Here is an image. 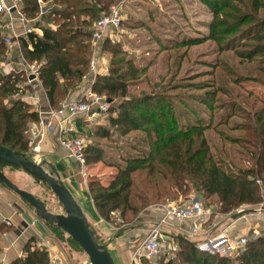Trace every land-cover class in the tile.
<instances>
[{"label":"trees","instance_id":"1","mask_svg":"<svg viewBox=\"0 0 264 264\" xmlns=\"http://www.w3.org/2000/svg\"><path fill=\"white\" fill-rule=\"evenodd\" d=\"M200 1L210 12L205 39L215 44V53L231 52L239 66H252L248 67L249 73L238 75L237 67L219 59L211 63V89L201 95L200 102L212 111V118L206 124L197 122L183 127L178 124L173 103L178 97L169 94L180 85L162 83L152 87L149 93L129 95L128 88L140 80L144 68L135 65L122 51L123 56L110 61L107 74L92 79V92L112 101L107 110L108 126H98L100 133L95 131L94 135L125 143L135 152L119 155L120 160L116 161L105 159L98 144L86 145L85 164L100 162L112 169L109 179L96 175L88 179L91 199L106 221L114 222L113 212H119L123 218L126 211H136L131 201L133 174L143 170H147L146 176L156 189V197L186 196L194 189L201 192L198 196L206 205L214 203L223 214L264 201V188L258 183V180L264 183V95H261L264 89L259 94L244 90L243 85L253 82L264 88V0ZM114 2L116 0H42L47 10L40 15L38 0H21L20 11L25 20L32 22L39 16L52 26H42L41 35L31 32L19 38L23 58L28 65H37V77L52 108H57L66 99L67 91L75 89L87 75L92 27ZM200 40L189 39L181 44H196ZM107 41L103 46L106 47ZM118 51L113 49L111 53L116 55ZM7 52L5 34L0 32V63ZM218 69L228 76L230 84L244 91L246 100L239 101L241 93L234 95L232 89L225 88L224 80L217 77ZM28 80L27 68L9 73L0 71V145L23 154L29 149L28 126L39 120V114L20 97L23 89L31 86ZM206 86L200 85L201 88ZM220 95L224 98L219 99ZM215 109L221 112L226 109V118L214 122ZM231 116L240 117L241 121L229 126L227 117ZM219 124L242 133L225 139L241 148L239 160L247 165L229 171L215 157L205 130L210 127L215 130ZM133 132H137L142 145L129 143ZM52 228H56L55 225ZM175 240L179 243L175 256L160 259L156 264H264V231L248 240L245 251L235 257L201 251L195 241L183 236L175 235ZM13 264H49L48 253L38 248L27 249L26 256Z\"/></svg>","mask_w":264,"mask_h":264},{"label":"rangeland","instance_id":"2","mask_svg":"<svg viewBox=\"0 0 264 264\" xmlns=\"http://www.w3.org/2000/svg\"><path fill=\"white\" fill-rule=\"evenodd\" d=\"M44 4L42 3L41 5ZM46 9L47 7L45 10ZM122 9L123 19L120 27L114 32L103 36L95 46L92 43L90 44L92 47L90 60L93 56L94 48H97V53L103 51L102 54L107 61L106 64L108 68L112 59H118L123 56V54H121L122 51L125 53L124 55L126 57L134 61L135 65L144 68V72L139 75L140 80L136 82L134 86L128 88L129 95L137 96L141 92L149 93L152 87L160 86L162 83L171 82L172 84L180 85L177 89L169 91V94L171 93L178 97L173 99V103L179 126L183 127L196 124L197 122L205 124L209 122L212 118V111L208 109L205 104L200 102V98L201 95L204 96L206 90L211 89L210 83L212 81V76L210 72L212 71V67L210 64L214 63L216 59H219L221 62H225L235 69L237 67L238 70L236 73L238 75L249 73L248 67L252 65L242 64V66H239L237 64L239 63L238 59L231 52L226 54L221 53L220 55L215 53V44L211 40L205 39L208 33V23L211 19L207 6L200 0H129ZM189 39L201 40L196 44H181L183 41L185 42ZM105 40H108L106 47L103 46ZM113 49L114 51L119 50V54H112L111 52ZM216 74L217 77L220 76L224 80L226 89H232L234 95L241 93L239 101L247 99L244 91L230 84L228 76L226 77L221 70L219 71L218 69ZM87 81L88 79H86V82ZM203 84L207 86L201 88L200 85ZM243 85L245 87L244 90H254L259 94H261L260 91L264 89L253 82L244 83ZM262 93L261 95H264V90ZM220 96L219 99L224 98V96ZM179 99L184 102H181ZM250 100H252V98H250ZM242 106L245 107V105ZM220 110L215 109L213 112L214 122L221 117L226 118L225 115L227 110L222 109V112ZM227 120H229L230 126L236 122H240L241 118L231 116L227 117ZM98 126L100 125L92 126L94 133L95 131H99L100 133ZM218 131H221L222 134H219ZM205 134L215 157L225 164L227 170L234 171L237 166L247 165L245 161L239 160L241 148L225 139L226 136L234 137L242 133L229 130L228 126L225 124H219L215 130H213L212 127L205 130ZM130 137L129 143L142 145L137 132H133ZM89 139L90 141L88 140L87 144H98L102 149V154L105 156V159L111 158L119 161V155L124 153H135L125 143H115L109 137L104 138L91 135ZM77 169L78 164L75 169V178L79 187L83 179L78 176ZM3 171L19 188L27 190L41 199L49 211L53 213H64L56 196L45 184L35 182L31 176H27L19 168L7 166L3 168ZM86 171L88 174L86 183L88 185V179L91 175L98 176L103 173L107 176L106 178L109 179V172L111 170L104 169L103 164L98 162L94 165L86 164ZM146 173L147 170H143L133 174L134 187L132 188L131 201L136 207V211H126L123 218L120 216L123 220L122 223L117 225L119 227L118 229L122 230L134 229L135 227L141 228V232L136 235L132 242L140 240L142 237V230L152 225V220H154L156 216L151 214L150 208H155L157 205L161 206L171 201H179L190 195H201V192L191 189L186 196L177 194L175 198L172 196L162 198L156 197V189L152 187ZM160 185L162 184L160 183ZM0 187L3 188L7 196L10 197L11 202L18 203L23 208L32 211L34 216L37 217L34 209L16 193L11 191L4 184H0ZM210 202H214V200L210 199ZM210 206L212 210L217 209L214 203ZM261 206V204L243 205L233 211L234 213L232 212L230 216L241 210H253L251 213L238 218L242 221H240L243 227L242 231H240V227H238V229L236 228L230 234L237 236L243 235L246 237L247 241L261 234L264 231V208H261ZM229 219L230 217H226V220ZM90 226L95 233V229L91 224ZM51 229L52 236L47 246L48 250H46L49 257V264H51V262H53L52 264L58 262L62 264H89L87 255L66 233L58 227ZM197 238L198 237H192L191 239L194 241L197 240ZM97 242L102 244L99 239H97ZM178 250L179 243L173 239L169 246H166L164 256H171L173 258ZM218 253L222 255L223 252L221 251ZM162 258L164 259V257ZM157 262H159V260H153L151 264H156ZM143 264H149V261L144 259Z\"/></svg>","mask_w":264,"mask_h":264},{"label":"crops","instance_id":"3","mask_svg":"<svg viewBox=\"0 0 264 264\" xmlns=\"http://www.w3.org/2000/svg\"><path fill=\"white\" fill-rule=\"evenodd\" d=\"M12 1L21 4V0H5V3L9 4ZM41 8L45 10V4L41 5ZM0 13V22L9 20L8 14L2 11V9H0ZM29 23L34 28V33L38 35L42 34V26L52 27L50 24L47 25L41 21L39 16ZM24 27L25 22H22L16 14L13 13L12 25L6 32L10 38V43L7 45V56L5 60L0 63V71L3 73L19 71L28 66L23 58L19 44V38L26 36L24 33ZM91 59L96 66L95 73L93 74L88 69V77L87 75L84 76L75 89L67 91V97L65 100H79L83 98L84 94L91 89V81L94 76L107 74V61L103 54L96 53ZM86 79H88L87 82ZM32 82L31 86L27 85L23 89L20 97L32 107L31 109L33 111L39 114V119H47L48 112L51 110L52 106L38 77ZM52 122L54 123L55 120ZM73 123L76 125L77 131L85 135L87 140L90 141L89 138L91 135H94V131L92 130L93 125H100L102 127L108 126L107 114H100L98 117L92 118L87 117V115H81L74 118ZM30 126L31 125L29 124L28 128ZM40 146L41 150L38 154L41 159L40 162L45 161L46 165H44V167L49 171L50 168L48 165L54 167L55 176L69 189L88 222L95 229L96 238L101 241V245H103L110 253L114 264H129L133 246L137 240L134 242L132 241L135 239L136 235L141 232V228L135 227L134 229L128 230L117 229L111 222L101 218L91 199L87 183L81 181V184L78 187L75 178L77 163L69 157L66 151L61 147L57 134L46 133L42 138ZM29 150L30 147L26 152V155L28 156ZM103 167L104 169L111 170L109 173H112L111 168H107L106 166ZM21 171L24 172L23 170ZM26 175L30 176L28 174ZM98 176L103 178L107 177L103 173ZM150 210L151 214L156 216L154 220L162 214V208L159 205L155 208H150ZM5 219H8L10 224H7ZM240 221L241 219H223L217 226L216 230H213L211 234H216L222 231L225 234H230L236 228L238 229V227H240L239 230L242 231V221ZM51 228L52 225L35 217L32 211L23 208L18 203L11 202L10 197H8L3 188L0 187V264H13L15 260L26 256L27 249L33 250L38 248L46 251L47 249L44 245L50 243V237L52 236ZM147 229L142 230V237L145 235ZM174 230L177 229L175 228ZM191 238L192 237H189V239ZM199 239L201 240L202 237L198 238V241ZM216 241L217 240H215V242ZM209 247H212V244L211 246L209 245ZM52 263L53 262H51V264Z\"/></svg>","mask_w":264,"mask_h":264},{"label":"built area","instance_id":"4","mask_svg":"<svg viewBox=\"0 0 264 264\" xmlns=\"http://www.w3.org/2000/svg\"><path fill=\"white\" fill-rule=\"evenodd\" d=\"M38 1L42 3V0ZM128 2L129 0H116L108 11L102 13L95 21L92 27V43L94 46L103 36L114 32L120 27L123 19L122 7ZM0 9L7 13L9 17L8 21L0 22V32L5 34L7 45L10 43V38L6 32L12 25L13 13L22 22H25V34L34 32L32 25L23 17L18 2L12 1L7 4L5 0H0ZM45 11L41 9L39 14L41 15ZM96 49L94 48L93 55L97 53ZM27 69L29 71L28 83L31 84L37 78L38 67L32 64L28 65ZM89 70L93 74L96 70L92 59L89 64ZM108 106L109 103H107L105 97L92 92L91 89L79 100L62 101L57 108L49 110L47 119H39L28 128L26 133L30 150L29 156H27L31 159L34 158L32 160L36 162H40L41 159L38 154L41 150L40 143L42 138L46 133L57 134L61 147L78 164V176L83 179V182H86L88 174L84 153L88 140L85 135L77 131L73 119L81 115H87V117L92 118L98 117L100 114H107ZM53 120H55L54 123L52 122ZM258 183L264 188V183L261 180H258ZM261 205V208H264V202ZM160 207L162 208V214L152 222L145 235L134 244L129 264H143L144 259L148 260L149 264L153 260H160L162 257H164V260L171 259V256H164V250L175 239V235L188 239L189 237H202L201 240L199 239L198 241L197 238L195 241L197 242L196 246L201 251L212 253L222 251V255L230 257L238 256L245 251L248 241L243 235L225 234L223 231L218 234H211L213 230H216L221 220L226 219V217L231 218V216L230 213L223 214L217 209L212 210L211 206L206 205L200 196L190 195L179 201L168 202ZM112 216L114 222L111 223L118 229L117 225L122 223V219L118 212H113ZM5 222L10 224L8 219H5ZM175 228L177 230H174ZM215 240L217 241L215 242ZM211 244L212 247H209ZM44 246L47 249L48 243ZM56 264L62 263L58 262Z\"/></svg>","mask_w":264,"mask_h":264},{"label":"water","instance_id":"5","mask_svg":"<svg viewBox=\"0 0 264 264\" xmlns=\"http://www.w3.org/2000/svg\"><path fill=\"white\" fill-rule=\"evenodd\" d=\"M106 101L109 104L112 102L111 99ZM44 165H46L45 161L36 162L26 154L0 145V184H4L27 202L39 219L49 225H55L66 233L87 255L89 264H114L108 250L97 242L93 229L69 189L55 176L54 167L48 165L49 171ZM7 166L19 168L30 175L35 182L45 184L56 196L64 213L49 211L41 199L19 188L5 175L3 168ZM252 211V209L241 210L233 214L231 218L238 219Z\"/></svg>","mask_w":264,"mask_h":264}]
</instances>
